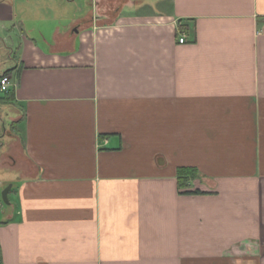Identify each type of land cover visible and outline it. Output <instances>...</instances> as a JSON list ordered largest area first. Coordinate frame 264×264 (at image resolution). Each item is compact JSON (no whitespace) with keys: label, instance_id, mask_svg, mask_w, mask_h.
I'll use <instances>...</instances> for the list:
<instances>
[{"label":"crops","instance_id":"obj_1","mask_svg":"<svg viewBox=\"0 0 264 264\" xmlns=\"http://www.w3.org/2000/svg\"><path fill=\"white\" fill-rule=\"evenodd\" d=\"M3 76L1 264H264V0H0Z\"/></svg>","mask_w":264,"mask_h":264},{"label":"trees","instance_id":"obj_2","mask_svg":"<svg viewBox=\"0 0 264 264\" xmlns=\"http://www.w3.org/2000/svg\"><path fill=\"white\" fill-rule=\"evenodd\" d=\"M184 26H181V28ZM10 94V98H13L14 91H7ZM199 171L196 168L191 167H181L177 171V185L180 194H199L198 190H192V183L199 178ZM5 224V222L0 221V225ZM1 264V263H0Z\"/></svg>","mask_w":264,"mask_h":264},{"label":"built area","instance_id":"obj_3","mask_svg":"<svg viewBox=\"0 0 264 264\" xmlns=\"http://www.w3.org/2000/svg\"><path fill=\"white\" fill-rule=\"evenodd\" d=\"M187 42L186 36H182L179 39V43L184 44ZM9 86H10V79L7 76H3L0 78V88L2 92H7L9 90ZM2 206L3 204H0V214H1V210H2Z\"/></svg>","mask_w":264,"mask_h":264},{"label":"rangeland","instance_id":"obj_4","mask_svg":"<svg viewBox=\"0 0 264 264\" xmlns=\"http://www.w3.org/2000/svg\"><path fill=\"white\" fill-rule=\"evenodd\" d=\"M4 116L1 118L0 116V124H1V130L5 131V129H10V121L8 120V115H7V111H4ZM0 130V131H1ZM2 133V132H1ZM2 192H3V189L0 188V199L2 200ZM4 207H6V205H4Z\"/></svg>","mask_w":264,"mask_h":264},{"label":"water","instance_id":"obj_5","mask_svg":"<svg viewBox=\"0 0 264 264\" xmlns=\"http://www.w3.org/2000/svg\"><path fill=\"white\" fill-rule=\"evenodd\" d=\"M10 190H11V186H8L2 192V200H3V203L6 204V205H8L10 203L9 198H8Z\"/></svg>","mask_w":264,"mask_h":264}]
</instances>
